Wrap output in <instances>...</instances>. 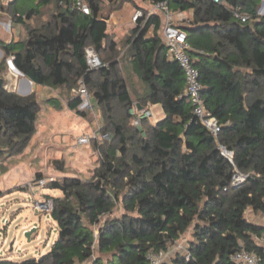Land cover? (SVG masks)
<instances>
[{"label": "trees", "instance_id": "trees-1", "mask_svg": "<svg viewBox=\"0 0 264 264\" xmlns=\"http://www.w3.org/2000/svg\"><path fill=\"white\" fill-rule=\"evenodd\" d=\"M4 1L1 18L11 17L28 35L26 41H0V159L28 148L41 111L34 94L21 96L7 87L10 57L37 86L74 91L83 82L113 137L97 147L101 166L93 179L65 177L46 185L63 193L51 198L58 236L50 251L20 261L3 257L0 264H148L149 253L169 251L186 234L189 257L178 253L165 264H234L231 256L242 249L264 264V248L255 240L264 228L247 218L248 211L264 214V18L258 16L264 0H144L168 1L172 11L192 13L180 28H186L200 71L205 106L221 126L217 137L193 113L184 72L168 59L160 15L140 18L125 41L124 58L146 87L137 104L161 105L165 113L155 123L142 120L140 130L101 0H86L89 15L76 9L77 0H31L22 8L18 0ZM47 8L55 9L50 18L33 27ZM236 13L249 21L242 23ZM89 47L103 58L102 68L88 69ZM49 103L61 107L58 99ZM114 104L123 112L118 120ZM80 105L73 95L69 109L84 116ZM238 174L246 181L235 188Z\"/></svg>", "mask_w": 264, "mask_h": 264}, {"label": "rangeland", "instance_id": "rangeland-1", "mask_svg": "<svg viewBox=\"0 0 264 264\" xmlns=\"http://www.w3.org/2000/svg\"><path fill=\"white\" fill-rule=\"evenodd\" d=\"M14 0H5V4ZM103 14L111 17L116 14L117 32L113 37H121L126 32L129 34L137 21L153 11L150 2L144 0H101ZM151 4V5H150ZM25 5H32L31 0H18V8ZM129 5V6H126ZM126 6L128 9H124ZM55 8V7H54ZM53 8L43 11L41 18H34L31 22L33 27H39L46 22ZM174 13L176 11H173ZM16 13L12 8L11 15ZM179 14V12H178ZM175 14V22L180 24L183 19ZM11 17H3L0 22L7 23ZM12 36H8L4 30L0 36L9 41L15 38L19 41L27 40V31L23 25L13 24ZM114 27V26H113ZM110 27L111 32L114 28ZM127 37L120 43L121 73L125 79L134 106L145 95V85L134 75L130 65L124 58L126 51ZM0 58V62L4 59ZM11 58V57H10ZM8 62V73L5 77L7 87L18 92L24 76L14 71ZM103 60V58H102ZM31 94L36 96L40 103L41 111L37 123V133L33 136L28 148L20 155L11 158L0 159V258L7 257L11 260H26L39 258L50 251V246L55 242L57 235L56 223L52 220L51 214L46 209L38 207L51 200L50 196L62 197L63 193L58 190H51L45 186H39L37 180L42 179L62 180L65 177H76L89 181L93 179L95 172L101 166V155L97 148L110 143L113 137V128L108 125L107 117L96 105L93 94L90 93L93 103L92 109L80 105L79 110L84 114L81 116L76 111L69 109L73 95H77L79 88L70 91L67 88L51 89L32 84ZM50 99H58L61 107H53ZM114 117L118 120L123 115L121 108L114 104ZM152 123L157 122L165 113L161 105H154L151 108ZM147 128V126H144ZM140 130L141 127H140ZM83 135L92 138L90 145L79 146L77 140ZM143 137H146L143 134ZM36 228L31 236V241L26 238V232ZM190 234L184 235L179 241L170 247L171 261L178 253H186L187 241ZM91 264V263H85Z\"/></svg>", "mask_w": 264, "mask_h": 264}, {"label": "built area", "instance_id": "built-area-1", "mask_svg": "<svg viewBox=\"0 0 264 264\" xmlns=\"http://www.w3.org/2000/svg\"><path fill=\"white\" fill-rule=\"evenodd\" d=\"M216 4H225V0H211ZM76 9L85 14H90V8L86 2V0H77L76 1ZM153 11L149 13L148 16L158 14L162 17V27H161V36L163 42L167 48V56L168 59L174 61L179 64L181 69L184 72L186 78V97L189 99L192 107L194 115L201 120L203 125L209 130V132L217 137L221 132V126L216 118H214L211 113L207 110L205 106L204 99L202 97V84L200 82V71L195 67V63L190 56L189 50L190 46L187 41V34L183 31L178 25L175 23V14L170 8L169 2H161L152 5ZM258 16L260 18H264V1L261 3L260 8L258 10ZM236 17L242 22L247 23L249 21V17L236 13ZM1 19V14H0ZM152 29H154L152 27ZM4 30L8 36L13 35L14 27L13 21L10 20L7 23L0 22V32ZM0 36V41L5 40ZM13 39V38H12ZM10 39V40H12ZM9 40V41H10ZM17 40V39H16ZM86 53V62L88 69L90 71L98 70L103 67V62L97 52L89 47L85 50ZM14 60L13 57L10 58V63ZM81 99V105L84 108L92 109L93 103L91 100L90 92L87 86L80 82V86L77 90V95ZM131 113L135 116L134 124L140 128L141 121L144 119L152 120V112L151 107L149 106L147 109H141L138 104L132 108ZM92 141L91 136L83 135L78 138L77 144L79 146H88ZM220 150L224 156L232 161V154L229 153L224 146H220ZM55 179H41L37 182L39 186H45L49 182L54 181ZM246 181V177L244 175L238 174L234 177L232 185L235 188H238L244 184ZM38 207L46 209L50 212L53 209L52 200L45 202L43 204H38ZM255 240L259 245L262 246L264 244V235L261 237H255ZM180 249H185L187 257H189V253L187 251V247L179 246ZM171 251L154 253L151 252L148 255V264H165L168 262V258L171 255ZM231 261L234 264H263L262 257L254 252H250L246 249H242L237 251L231 256Z\"/></svg>", "mask_w": 264, "mask_h": 264}, {"label": "crops", "instance_id": "crops-1", "mask_svg": "<svg viewBox=\"0 0 264 264\" xmlns=\"http://www.w3.org/2000/svg\"><path fill=\"white\" fill-rule=\"evenodd\" d=\"M145 2H148L149 3V1H145ZM151 3V2H150ZM152 4V3H151ZM150 4V5H151ZM126 6H129V5H126ZM126 6H125V8L124 9H128L129 7H127L126 8ZM150 7H152V5L150 6ZM178 12L179 11H176L174 14H178ZM178 15H180L181 17H182V19H183V22L182 23H180V24H177L176 22V25H178L179 27L180 26H183L184 24H186V21H188V20H190L191 18H192V13L191 12H185V13H182V12H179V14ZM110 18V20H109V34L112 36L113 35V33H116L117 32V30L119 29H117V27L115 26V24L117 23L116 22V18H118V15H116V14H113V15H111V17H109ZM114 26V27H113ZM110 27H113L115 30H114V32L112 31L111 32V30H110ZM135 28V26L132 28V30ZM154 28V27H153ZM153 34H154V29H150V31H149V33H148V35L151 37V36H153ZM130 35V33L128 34L127 32L125 33V34H123V36H121V37H113L114 38V40H115V42L118 44V46L120 47V43H121V41H122V39H124V37L126 38V37H128ZM127 65H131L130 63H129V61H127ZM34 84V83H33ZM21 91H24V92H26V91H28L29 90V85L28 84H26V83H24V84H21V86H20V88H19ZM10 90V89H9ZM151 108H152V106H150ZM162 118H164V117H162ZM161 118V119H162ZM152 121V120H151ZM51 198H60L59 196L57 197V196H50ZM247 218L249 219V221L250 222H252V223H255V224H257V225H259V226H261V227H263L264 228V214H256V213H254L253 211H248V213H247ZM57 236H58V232H57V235H56V238H57ZM56 238H55V240H56ZM54 243V242H53ZM52 243V244H53ZM52 244H51V246H52ZM51 246H50V248H51ZM262 247L264 248V244H262Z\"/></svg>", "mask_w": 264, "mask_h": 264}, {"label": "water", "instance_id": "water-1", "mask_svg": "<svg viewBox=\"0 0 264 264\" xmlns=\"http://www.w3.org/2000/svg\"><path fill=\"white\" fill-rule=\"evenodd\" d=\"M182 30L186 31V28L184 27H181ZM4 55V53L0 50V58ZM11 64V67L19 74H22L15 66H14V63H10ZM23 75V74H22ZM24 76V75H23ZM24 83H27L29 86H31L33 84V82H31L29 79H27L26 77H24L22 79V82L21 84H24ZM19 95L21 96H29L31 94V88L29 87V90L24 92V91H21L20 89L18 90L17 92ZM36 228H34L33 230L31 231H28L26 232V238L29 240V242L31 241V236L36 232Z\"/></svg>", "mask_w": 264, "mask_h": 264}, {"label": "bare ground", "instance_id": "bare-ground-1", "mask_svg": "<svg viewBox=\"0 0 264 264\" xmlns=\"http://www.w3.org/2000/svg\"><path fill=\"white\" fill-rule=\"evenodd\" d=\"M15 71V70H14ZM16 72V71H15ZM27 84V83H26Z\"/></svg>", "mask_w": 264, "mask_h": 264}]
</instances>
